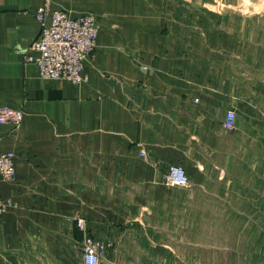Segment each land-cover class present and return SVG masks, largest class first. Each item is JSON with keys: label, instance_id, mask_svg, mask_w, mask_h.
<instances>
[{"label": "crops", "instance_id": "obj_1", "mask_svg": "<svg viewBox=\"0 0 264 264\" xmlns=\"http://www.w3.org/2000/svg\"><path fill=\"white\" fill-rule=\"evenodd\" d=\"M45 1L0 0V105L25 111L19 127L0 126V152L16 155L0 264H83L78 218L113 243L103 264H217L203 256L231 253L232 235L181 228L196 212L167 208L178 188L163 174L186 168V204L207 220L210 206L224 208L220 221L245 206L264 222V38L242 34L257 23L226 29L241 0H50L100 26L89 81L76 87L25 61ZM260 1L244 14L264 11Z\"/></svg>", "mask_w": 264, "mask_h": 264}, {"label": "built area", "instance_id": "obj_2", "mask_svg": "<svg viewBox=\"0 0 264 264\" xmlns=\"http://www.w3.org/2000/svg\"><path fill=\"white\" fill-rule=\"evenodd\" d=\"M35 17L40 26L39 36L31 43L25 61L34 63L39 74L50 80H66L81 86L89 81L85 62L94 53L100 26L96 19L84 14L70 16L62 9L54 8L49 0L40 6ZM235 110L226 112L224 127L232 129L236 122ZM25 118V111L7 105H0V126L12 124L19 127ZM145 156V152H141ZM16 181V155L13 150L0 152V216L7 208L1 191L4 182ZM163 183L169 187H187L190 178L183 165L171 164L163 174ZM85 233L83 243V264H102L103 257L113 243L92 237L83 218L77 219Z\"/></svg>", "mask_w": 264, "mask_h": 264}, {"label": "rangeland", "instance_id": "obj_3", "mask_svg": "<svg viewBox=\"0 0 264 264\" xmlns=\"http://www.w3.org/2000/svg\"><path fill=\"white\" fill-rule=\"evenodd\" d=\"M241 1H242V9H243V11L241 12L242 14L241 15L240 14H235V15L227 14L226 23H225L226 29L230 32H233L235 27H237V23L240 22V18H241V22L243 23V25L244 23L246 22L248 23L249 21L257 23V26H254V28H251V29H249L246 26V28L242 31L243 37L250 35L253 38L263 39L264 38V11L263 10L260 11L261 13L259 14H250V13L244 14L246 5L250 4L249 3L250 0H241ZM261 6L264 7L263 2ZM76 87H79V86H76ZM177 188H178L177 190H173L169 195L173 203H179V204H177L178 206H175V207L169 206L167 208H169L171 211H174L176 213H179V214L181 213L182 215H189L188 212H191L192 210L196 212L194 214V222H191L184 218H182V220L178 222L181 228H185V225L188 222V224H190L189 228H193L194 230L209 231L211 233H219L221 231L222 234H224L226 231H229V233L232 235L231 253L229 254L227 253L225 255H221V254L214 255L213 253L205 254L203 256L204 259L210 258V260L212 261L213 257H216L214 259L218 261L217 264H264V222L259 221V220H253V219L250 220L248 218L252 213H254L252 209L250 210V207H245V206L241 207L242 218L240 219H237L231 216L230 221H220V220H212V219L219 218L221 214V210H223L224 208L218 207V206H210L208 210L210 211V214L208 217H210L211 220H207L202 215L203 208L201 207L203 206H198V207H196V205L194 207L187 206L186 203L189 201L190 194L185 192L184 188L186 187H181V188L177 187ZM194 198L196 199L198 198L199 200V197L197 196ZM261 210H263L264 212V207L261 208ZM256 212L258 214H261L260 210ZM243 214H246V215L244 216ZM195 240H199V239L195 237ZM212 240L214 239L211 238V241ZM215 240L218 241V239H215ZM84 241L85 239H83L82 241V247H83ZM81 259L83 262V251H82ZM209 264H213V263H209Z\"/></svg>", "mask_w": 264, "mask_h": 264}, {"label": "bare ground", "instance_id": "obj_4", "mask_svg": "<svg viewBox=\"0 0 264 264\" xmlns=\"http://www.w3.org/2000/svg\"><path fill=\"white\" fill-rule=\"evenodd\" d=\"M50 1V0H49ZM51 2V1H50ZM52 4V3H51ZM65 11V10H64ZM65 12H67V11H65ZM70 16H72L69 12H67ZM86 63V62H85Z\"/></svg>", "mask_w": 264, "mask_h": 264}]
</instances>
